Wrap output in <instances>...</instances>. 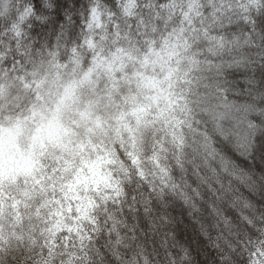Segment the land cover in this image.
<instances>
[{"label":"clouds","instance_id":"9594fccd","mask_svg":"<svg viewBox=\"0 0 264 264\" xmlns=\"http://www.w3.org/2000/svg\"><path fill=\"white\" fill-rule=\"evenodd\" d=\"M0 264H264V0H0Z\"/></svg>","mask_w":264,"mask_h":264}]
</instances>
